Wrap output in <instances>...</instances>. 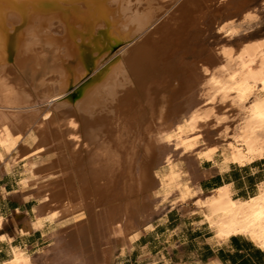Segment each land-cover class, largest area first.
I'll return each mask as SVG.
<instances>
[{
    "label": "bare ground",
    "instance_id": "obj_1",
    "mask_svg": "<svg viewBox=\"0 0 264 264\" xmlns=\"http://www.w3.org/2000/svg\"><path fill=\"white\" fill-rule=\"evenodd\" d=\"M176 1L0 0V163L9 152L12 158L6 163L11 164L17 149L22 157L30 154L24 170L30 179L36 175L32 157L51 154L53 160L43 167L41 180L56 185L49 196L56 207L47 210L58 211L62 218L91 208L96 216L103 213L109 227L121 218L127 244L135 237L130 218L152 179L153 139L171 114L180 113L178 99L188 88L187 70L171 63L173 50L182 46L211 3L184 0L164 17ZM211 14L214 17L216 12ZM71 32L90 46L89 67L83 64L88 58L80 56ZM223 57L225 67L206 78L205 87L224 101L236 90L241 104L256 92L252 73L257 67L264 69V40L245 41L237 50L223 52ZM219 62L215 54L206 59L208 65ZM86 68L92 74L82 81ZM39 101L46 108L39 109ZM257 103L251 106L252 124L264 121V105ZM207 114L193 111L185 131L204 126L210 120ZM247 127L238 134L243 147L235 145L222 157V171L231 163L244 166L263 158L255 125ZM15 140L33 144L15 146ZM227 186L218 187L210 199L194 203L203 225L212 231L216 243L241 236L264 251V191L235 203ZM10 253L6 264L27 263L19 248L11 247Z\"/></svg>",
    "mask_w": 264,
    "mask_h": 264
},
{
    "label": "rangeland",
    "instance_id": "obj_2",
    "mask_svg": "<svg viewBox=\"0 0 264 264\" xmlns=\"http://www.w3.org/2000/svg\"><path fill=\"white\" fill-rule=\"evenodd\" d=\"M183 1L177 0L176 4H170L164 17L172 14ZM210 2L206 5L209 9L203 12L204 16L197 22V27L191 28L182 46L173 50L171 56L175 68L187 70L188 88L178 99L181 104L180 113L171 114L153 139L156 157L151 168L152 179L140 194V201L130 218L131 233L135 234L131 242L127 244L124 240L125 225L121 218L109 227L103 213L99 212L96 216L91 208L76 214L69 212L62 218H59L58 211L47 210L56 207V204L49 202V196L56 185L46 184V179L41 178L43 167L50 164L53 157L51 154L32 157L31 167L36 175L28 179L24 170L30 154L22 157V151L17 149L18 159L10 161L13 166L6 163L11 156L9 152L8 157L5 156L0 163V264L8 263L11 247L19 248L28 257L26 264H145L141 259L145 246L161 254L162 248H171L177 233L183 235L182 239L186 233L192 232L211 235L212 231L203 225V217L193 205L198 200L205 201L211 195L213 197L218 188L211 191L204 188L205 183L212 178H217L219 182L226 179L233 183V189L229 183L221 186L228 185L227 191L234 202H245L264 191V153L263 158L256 157L247 165L231 163L226 171L221 169L222 157L235 145L243 147L239 139L242 127L245 129L247 125V128L255 125L258 129H255L258 133L255 136L264 148V121L252 124L249 116L258 101L264 105V69L257 67L255 69L259 71L253 70L252 82L256 81V92L241 104L236 99V90L230 91V99L228 97L224 101L219 99L215 90L209 92L205 87L208 78H212L220 66L225 67L223 52L228 49L235 51L245 41L264 40V0ZM215 12L217 15L214 18L211 13ZM71 38L76 48L79 46L77 49L80 56L88 58L83 64L89 67L92 55L90 46L82 36L77 40L76 34L71 32ZM213 54L220 59L218 65L206 64V59L213 57ZM86 69L82 81L92 74L89 68ZM70 89L73 101L75 89ZM213 95L217 97L213 99ZM231 98H234L233 101ZM43 103L39 101V109L46 108ZM199 109L208 113L210 120L197 130L186 132L184 128L190 115ZM40 129L44 130V125ZM29 131L23 137L19 135L21 141L27 138ZM19 143L15 140L13 145L30 147L33 144ZM51 177L56 182L55 175ZM176 196L181 197L180 202ZM38 222L42 224L41 227H33Z\"/></svg>",
    "mask_w": 264,
    "mask_h": 264
},
{
    "label": "crops",
    "instance_id": "obj_3",
    "mask_svg": "<svg viewBox=\"0 0 264 264\" xmlns=\"http://www.w3.org/2000/svg\"><path fill=\"white\" fill-rule=\"evenodd\" d=\"M224 183H229L233 189L231 181L225 179L219 182L217 178L206 182L204 188ZM199 233H186L184 239L183 235L175 234L176 241L170 249L162 248L164 253L161 254H156L145 246L141 259L145 264H264V251L253 246L244 237L231 236L219 244L213 240L212 233Z\"/></svg>",
    "mask_w": 264,
    "mask_h": 264
},
{
    "label": "trees",
    "instance_id": "obj_4",
    "mask_svg": "<svg viewBox=\"0 0 264 264\" xmlns=\"http://www.w3.org/2000/svg\"><path fill=\"white\" fill-rule=\"evenodd\" d=\"M222 184H220L219 186H221ZM219 186H214V187H212V188H209V189H215V188H218ZM15 208V207H14Z\"/></svg>",
    "mask_w": 264,
    "mask_h": 264
}]
</instances>
